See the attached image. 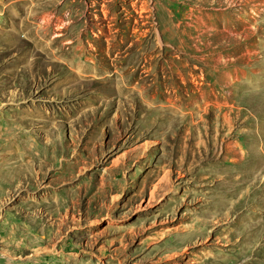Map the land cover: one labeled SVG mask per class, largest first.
<instances>
[{
  "label": "rangeland",
  "instance_id": "rangeland-1",
  "mask_svg": "<svg viewBox=\"0 0 264 264\" xmlns=\"http://www.w3.org/2000/svg\"><path fill=\"white\" fill-rule=\"evenodd\" d=\"M208 255L264 264V0H0V264Z\"/></svg>",
  "mask_w": 264,
  "mask_h": 264
},
{
  "label": "bare ground",
  "instance_id": "bare-ground-1",
  "mask_svg": "<svg viewBox=\"0 0 264 264\" xmlns=\"http://www.w3.org/2000/svg\"><path fill=\"white\" fill-rule=\"evenodd\" d=\"M234 11V10H233ZM241 11V10H240ZM241 13V12H240ZM202 20V19H201ZM172 81V80H171ZM165 111V110H164ZM168 111V110H167ZM169 112V111H168ZM170 112H172V111H170ZM167 113V112H166ZM169 114V113H168ZM174 114V113H173ZM173 127V126H172ZM219 127V126H218ZM171 129V128H170ZM170 131V130H169ZM201 137H202V135H201ZM201 141V140H200ZM187 145V144H186ZM187 147V146H186ZM196 149V148H195ZM216 151V150H215ZM187 154H189V152L188 151H185L184 152V157L183 158H185L186 156H187ZM189 155H191V154H189ZM196 155V154H195ZM222 157V156H221ZM172 158V157H171ZM196 158H198V157H195L194 156V159H193V161L196 159ZM222 159H223V157H222ZM221 159V160H222ZM224 160V159H223ZM172 161V160H171ZM170 161V162H171ZM223 162V161H222ZM171 163H173V162H171ZM165 172V171H164ZM167 176H169L168 175V173H166L163 177H161L160 178V181H158V183H156L155 185H154V187H153V190L151 191V193H150V197H149V201L151 202V203H153V202H155L157 199H158V197H157V195H156V193L157 192H159V191H164V189H167L168 188V186H169V182L168 181H166V179H162V178H166ZM188 191V190H187ZM165 193H166V191H165ZM178 195V194H177ZM174 196V199H168L169 201H168V204L166 205V206H163L162 208H159L158 209V207L156 208V209H158V213H155V214H152V215H149L148 216V218H153V217H155V216H158V215H160L162 212H164V210L165 209H169L170 208V204L173 202H176V200L177 199H179V197L178 196ZM217 202H219V201H217ZM161 205V204H160ZM229 211V210H228ZM227 211V212H228ZM197 212L198 211H194L193 212V217L194 216H196L197 215ZM200 213L201 214H207V215H210L209 214V210L208 211H204V210H202V211H200ZM143 214V213H142ZM142 214H139L138 215V219H141L142 218ZM199 215V214H198ZM217 215V214H216ZM200 217V216H199ZM148 218H145V219H148ZM203 217H201V219H202ZM198 219H200V218H197V220ZM209 219V218H208ZM206 220V219H205ZM191 226H194V227H196L197 225H196V221H194V222H192V225ZM188 228H190V227H188ZM195 229H197V228H195ZM197 232H201V230H194V229H191V230H188V231H186L185 233H182V234H180V235H176V236H172L174 239H173V241H172V244L171 245H168L170 248H172V249H176V250H178V245H180L181 243H183L184 241H185V239H187V238H190V237H194V233H197ZM168 241V240H167ZM167 241L165 242H161V243H159V245H157V248L159 249L158 251H160L161 249H163V248H165V246H166V243H167ZM180 247V246H179ZM156 251V250H155ZM158 251H156V252H158ZM186 252V251H185ZM187 253V252H186ZM207 255V254H206ZM221 256V255H220ZM224 257V256H223ZM220 259V257H218V256H216V255H212V256H210V255H208V257H206V259H205V261H203L201 264H214L215 262H217L218 260ZM207 260H211V261H207ZM207 261V262H206ZM167 264H174V263H172V261H168L167 262Z\"/></svg>",
  "mask_w": 264,
  "mask_h": 264
}]
</instances>
